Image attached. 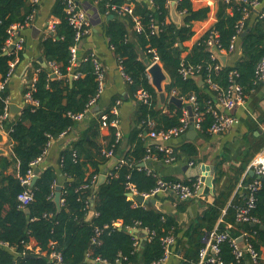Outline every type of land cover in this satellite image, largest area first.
<instances>
[{
	"label": "trees",
	"instance_id": "trees-1",
	"mask_svg": "<svg viewBox=\"0 0 264 264\" xmlns=\"http://www.w3.org/2000/svg\"><path fill=\"white\" fill-rule=\"evenodd\" d=\"M67 2L56 1L52 8V16L57 21L55 32H48L40 42L43 60L34 66L37 73L33 91V98L39 102V106L28 105L12 120L6 115L8 87L0 90V130L8 134L13 155V161L0 159V242L8 245L0 246V264H102L98 259L107 264H155L164 259L165 250L161 239L168 235L176 238L172 251L179 257L178 264H198L205 238L217 226L219 231L228 232L230 238L247 233L248 241L260 256L257 264H264V229L254 227L251 223H236V209L245 205L250 193L247 186L258 180V176L248 172L242 182L243 188L238 190L228 206L248 160L235 170L229 185L219 190L203 214L187 227L179 224V215L186 210L188 201L178 203L175 213L169 214L156 204L139 205L127 197L129 184L139 194H148L157 187L159 177L156 173L139 167L149 148L152 154L158 153L146 136L150 132L147 122L154 120L157 131H166L179 127L183 115V107L179 108L169 102L162 109L158 108V93L147 71L148 61L153 59L149 50H156L170 77V83L165 86L168 97H172L173 90L184 99L193 95L196 97L197 110L204 114L201 134L209 137V129L214 122L209 102L214 100L218 92L211 90L208 77L220 90H226L230 86V73L237 71L236 82L243 88L245 99L252 97L260 88L256 68L264 58V9L252 12L240 35L236 48L241 42V57L216 69L220 61L212 58L211 50L205 43L209 33L183 57L187 50L185 43L194 35V23L207 19L210 12L208 7L195 10L192 0H177V11L183 15L182 25L178 27L169 21L170 0H92L96 2L99 13L108 17L104 26L105 36L117 62L130 78V95L135 100L137 92L145 90L151 94L153 102L151 105L137 102L136 127L130 133V149L123 155L126 163L118 162L96 193L95 184L101 168L110 160L106 153L113 151L116 155L120 147V142H116L114 128H110V136L105 145L100 141L101 116L106 113L112 119L110 112L118 101L116 99L103 113L95 116L83 134L61 153L60 170L65 177L61 211H57L54 202L58 173L53 167L40 171L32 188V202L26 208L21 206L19 195L27 190L21 178L26 176L31 163L44 155L51 139L56 140L62 133H68L77 126L78 122L72 115L88 110L91 101L98 95L99 83L91 57L93 51L81 54L82 47L79 48L78 64L72 65L71 51L76 45V33L65 12ZM129 3L134 4L133 15L119 16L110 10L113 5ZM38 11L39 6L32 0H0V82L7 77L10 64L23 54V50L18 53L14 50L5 55L9 28L13 24H33ZM242 15L243 5L237 2L227 4L219 0L217 22L211 30L220 34V42L229 57L232 55L229 54L232 38ZM133 17L140 19L143 27L141 32L134 30ZM155 28L158 31L153 33ZM182 62L187 66H201L199 76L203 79V85L195 78L183 79L180 74ZM50 63L57 64L60 76L53 74ZM76 75L79 77L75 78ZM263 147L264 139L253 144L249 154L252 152L254 155ZM198 152L196 144L188 142L174 149L173 155L177 159L180 155L195 159ZM157 156L160 160L167 157L165 153ZM13 162L19 164L18 177L6 173ZM222 175L220 172L215 179V187L220 183ZM185 183L196 185L197 179ZM83 186L87 188L83 189ZM255 195L256 204L251 215L264 222V181ZM167 197L174 200L172 195ZM161 199V195L155 196V200ZM92 200L96 214L88 221ZM27 208L29 214L26 213ZM221 218L223 220L219 223ZM117 222H121L122 226H114ZM136 223H141V227L155 233L151 241L143 240L138 232L131 234L127 230ZM228 224H232L233 228L228 229ZM138 237L142 241L139 250L136 248ZM31 240L36 242V246L28 250L27 244ZM53 254L60 255L62 260L53 258ZM219 258L227 264L235 262L234 250L229 241L221 244ZM241 264L254 263L247 256Z\"/></svg>",
	"mask_w": 264,
	"mask_h": 264
},
{
	"label": "crops",
	"instance_id": "crops-1",
	"mask_svg": "<svg viewBox=\"0 0 264 264\" xmlns=\"http://www.w3.org/2000/svg\"><path fill=\"white\" fill-rule=\"evenodd\" d=\"M56 1L57 0H42L36 20L31 26L25 28L21 32V35L25 39V47L22 57H19V62L16 65L15 71L12 74L10 82L7 86L9 91L7 117L9 115L10 104H15L18 108H21L19 113L14 114L11 117L12 120L18 117L25 110L24 108L26 105L28 106L25 101V95L29 86L36 78L37 70L34 66L37 63H40V59H42V54L39 47L40 42L48 33L49 22L56 21L52 16V8ZM75 2L80 8L87 11L91 30L90 34L81 42L82 48L80 47V53L83 54L85 51L92 50L98 54L99 59L105 68L106 82L105 89L100 97L99 103L93 106L89 113L86 114L85 118L78 122L77 126H75L70 132H68L63 137L53 140L48 153L38 166L40 171L48 167H53L58 173V182L56 186L61 187L65 181V177L62 175L60 170V157L62 151L74 141H76L87 129L91 120L101 112L103 113L114 99L118 100L114 107L118 109V119L122 133V139L120 141V147L116 155L111 157L109 162L101 168V173L97 178L95 186L97 185L101 176H106L108 178L114 166L130 149V133L135 129L137 123V102L129 93L128 83L123 77L121 67L117 62L112 49L110 48L108 39L105 36L104 26L108 17L105 18L99 13L96 2H92V0H75ZM192 2L195 10L208 7L210 12L207 19L194 23V35L189 41L185 43L187 50L183 53V57H186L191 52L197 42L217 22L219 0H192ZM263 9L264 0H262V4L260 8L257 9V11L260 12V10ZM181 16L183 17V15ZM169 21L173 22L171 15L169 16ZM241 53L242 50L240 42L232 55L227 57V64L230 61L235 62L238 60L241 57ZM260 83L261 85L259 90L253 93L254 96L252 95V97H248L243 106L233 110L232 114L239 119L238 125L234 126L223 134H210L209 137L203 136L201 131H196L197 133L195 136L189 135L191 133L189 128L185 136L168 142V145L174 149H177L182 144L188 142L196 144L199 152L195 159L180 155L178 159L176 158L175 161L171 163H168L163 159H159L148 164V168L154 171L158 177L163 179H174L183 182L194 179L201 180L202 177L209 175V172L211 171L210 169L212 167L215 168L213 190L206 187L204 190V196L189 201L187 200L188 202L186 210L179 215V224L182 227L189 226L203 214L208 204L213 202L212 198L218 195L219 190L224 188L226 185H229L231 176L234 175L235 170L241 168L243 162L248 160L244 168L245 170L243 171L244 173L236 183L234 193L228 203V206L231 205V202L235 194L238 192L244 177L249 172L252 162L264 150L263 147L261 150L255 152L254 155H252V152L249 154L251 146L253 144H258L260 140L264 139V81H261ZM96 106L100 107V112L93 113L92 110ZM0 133L4 135V143L0 144V149H4L6 151V153L0 156V159L7 158L9 161H13V155L8 143V134L5 131H0ZM109 136L110 128L101 127L100 141L103 145L107 143ZM150 142L151 141H149V144ZM220 172H222L223 175L221 177L220 183L215 187V179L219 177ZM6 173L8 175L18 177L19 164L13 162L12 165L8 167ZM206 191H208V194H206ZM161 198L162 199L160 201L156 200L155 204L162 211L169 214L175 213L177 204L182 202L177 200L174 196V200L167 199V195H161ZM94 217L95 214L92 219ZM222 220L223 219L221 218L219 223L222 222ZM30 246L35 247L36 242L31 240ZM178 263L179 257L173 254L164 264Z\"/></svg>",
	"mask_w": 264,
	"mask_h": 264
},
{
	"label": "built area",
	"instance_id": "built-area-1",
	"mask_svg": "<svg viewBox=\"0 0 264 264\" xmlns=\"http://www.w3.org/2000/svg\"><path fill=\"white\" fill-rule=\"evenodd\" d=\"M34 4L37 6H40L42 0H32ZM175 1L177 3V0H170L169 5L171 2ZM227 4H230L232 2H237L241 5H243V15L242 18L239 20L237 24V30L236 34L232 38L231 46L229 49V54L233 53L236 49V45L240 39V35L245 30L246 23L250 19L251 14L254 10H257L260 8L262 4V0H224ZM110 10L116 12L119 16H125L127 14L133 15L134 10V4H124L122 6H111ZM65 12L67 14L68 22L69 24L74 28L76 33V45L72 48V65L75 66L78 64V50H79V44L82 42V40L87 37L91 30H90V23H89V16L85 9H82L79 7V5L75 2V0H68L67 7L65 8ZM181 14V13H180ZM182 15V14H181ZM264 15V13H263ZM32 19L34 16L31 17ZM135 26L134 30L136 32H141L143 27L141 24V21L138 17H133ZM56 24V21L49 22L48 25V32L54 33L55 29L54 26ZM31 22H27L26 24H13L9 30V38L7 40V46H6V52L9 51V48L11 46H14V50L18 53L21 50H24L25 47V39L21 35V32L31 26ZM158 29H154L153 33L157 32ZM207 33H209L208 38L205 40V43L207 44L208 48L211 50L212 58L214 60L218 59V55H224L228 57V54L222 47V44L220 42V34L215 30H209ZM206 33V34H207ZM201 43V39L197 42V44ZM13 50V51H14ZM12 53L9 52V54ZM149 53L152 54L153 59L148 61V67L147 71L152 68L157 63H161L160 56L156 52L155 49H150ZM91 57L93 58L94 64H95V71L97 75V81L99 83V89H98V95L97 98L92 100L90 103V106L88 110H86L82 114L72 115V118L80 122L82 121L86 114L89 113L90 109L96 105L97 99H99L104 92L105 89V82H106V72L105 68L102 64V62L99 59V56L96 52H92ZM19 62V56L10 64V71L7 75V77L0 82V90H4L9 82L12 74L15 71V67ZM50 68L52 69V72L55 76H60V72L58 69L57 64L50 63ZM221 65H217L216 69H220ZM123 77L125 78L126 82H130V78L123 72L121 68ZM201 71V66H187L184 62L181 64L180 68V74L183 77L184 80H188L191 78H195L199 76V73ZM256 75L258 78V82L264 81V58L261 60V62L258 64L256 68ZM148 76L150 78V74L148 73ZM238 76L237 71H232L230 73V86L226 90H220L217 84H215L210 77H208V83L210 84V88L213 91H217V96L214 97L213 101H210L209 105V111L212 113L214 122L212 126L209 129L210 134L212 135H220L234 126L239 124V119L235 117L232 112L234 109L243 106L245 104V96L243 93V88L236 82V77ZM79 76L76 75L75 78H78ZM35 82L36 78L33 80L31 85L29 86L26 95H25V101L28 105L32 106H39V102L33 98V91L35 90ZM177 91L173 90L172 96H175L177 98L182 99L183 101V115L181 117V125L179 127L172 128L170 130H161L157 131L156 129V122L154 120H149L147 122V127L150 130L146 134V136L149 138V141H161L162 144L160 145H154L157 148L158 153L152 154L151 149H148V154L144 159V164L146 165L143 168L149 169L148 164L152 161L159 160L158 154L165 153L167 157L164 159L166 162L171 163L175 161V157L173 155L174 148L168 145V142L182 138L185 136L191 125H194V128L196 131H201L202 129V123L204 121V114L200 113L197 110V103H196V97L193 95L188 99L181 98L177 95ZM136 102H141L144 104L151 105L153 102L152 96L150 93H148L145 90H139L136 94ZM193 105V112H194V121L191 122L190 112L187 108L189 105ZM111 115L112 119H110V115L103 113L101 116V122L102 127L104 128H114L116 130V142H120L122 139V133L120 130V124L118 119V109L116 107H113L111 109ZM7 115V114H6ZM1 131V130H0ZM67 134V132H64L60 135V137H63ZM54 139H51L48 143L44 155L35 160L31 163L30 169L27 172L26 176L21 178V183L27 187V190L24 191L22 194L19 195V201L21 202V206L23 208H26L28 206L33 198L34 194L32 191V182L35 178V170L40 165L41 161L45 157V155L48 153V150L52 144ZM107 157L111 158L114 156V152L110 151L106 153ZM120 164L126 163L125 159H121ZM142 168V167H140ZM253 171L254 175L258 176V180L253 182L252 184L247 186L248 191H250L248 200L245 203L244 206L237 207L236 209V223L237 224H243V223H251L255 224L256 226L264 227V222H261L259 219L255 218L251 215L252 210L255 208L256 204V192L261 187V182L264 179V150L261 152V154L252 162L249 172ZM202 186V181L199 179L197 180L196 185H189L186 184L183 181H166L165 179L159 177L157 187L152 190L148 194H139L138 191L135 189V187L131 184L127 186L128 193L127 194H133V195H143L145 199H155V196L159 195H172L179 201H189L195 198H201L204 196V193H200ZM243 184H241L240 188ZM83 189H86L87 186H83ZM131 201H134L136 204L139 205H146V204H140L138 203L134 198L128 197ZM96 214V213H95ZM116 227H121L122 223L117 222L114 224ZM105 228H108V226H105ZM233 228L232 224H228V229ZM127 230L131 234H135L138 232L143 240H149L151 241L153 237L155 236V233L151 231L149 228L141 227V223H136L135 226L127 228ZM245 238L246 242V248H243L239 245L238 241L240 238ZM139 238V237H138ZM249 235L247 233H243L240 237L236 238H230V234L228 232H221L218 229V226L215 227V229L208 235L206 238L205 246L200 250L199 253V263L198 264H227L223 260L219 258V254L221 252V244L225 241H229L231 243V246L234 250L235 255V262L229 263V264H241L242 260H244L245 257L249 256L250 259L254 264H257L260 260L259 253L256 251L254 245L248 241ZM162 244L165 250V256L164 259L160 262H157L155 264H164L166 263L170 257L174 254L172 251L173 246L176 243V238L173 235H168L163 237ZM141 238L138 239L136 243V248L139 250L141 246ZM0 246H8L5 243L0 242ZM28 250H33L34 247L30 246V243L27 244ZM53 258H57L59 261L62 260L60 255L53 254ZM99 262L102 264H107L106 262H103L101 259H98Z\"/></svg>",
	"mask_w": 264,
	"mask_h": 264
},
{
	"label": "water",
	"instance_id": "water-1",
	"mask_svg": "<svg viewBox=\"0 0 264 264\" xmlns=\"http://www.w3.org/2000/svg\"><path fill=\"white\" fill-rule=\"evenodd\" d=\"M170 15L171 18L173 20V23H175L178 27H180L182 25V20L183 17L179 14V12L177 11V3L175 1L171 2L170 4ZM35 30V29H34ZM38 31V30H37ZM82 46V43L79 44V48ZM14 50V46H11L9 48V51L5 53V55H7V53L11 52ZM217 56H218V60L220 61V65L221 67H225L227 65V61L228 58L227 56H222V55H218V53L216 52ZM42 60V59H40ZM148 73L150 74V79L152 82L153 87L156 89L157 93H158V98H159V102H158V108L162 109L165 104L167 102L174 104L175 106L182 108L183 107V101L180 98H177L175 96L172 97H168L166 91H165V86L167 84L170 83V77L167 74V72L164 69V66L162 63H157L154 66H152V68H150V70L148 71ZM196 80L198 81V83L200 85H203V79L201 76L196 77ZM27 108V105L25 106L24 109ZM189 112H190V117H191V122L194 121V112H193V105H189L187 106ZM21 111V108H18L15 104H10L9 106V115L8 117L10 119H12L11 117L14 114H17ZM93 113H97L100 112V107L96 106L95 108H93L92 110ZM190 134L189 135H196V130L194 128V125H191L190 127ZM4 143V135L2 133H0V144ZM150 144L152 145H161L162 142L161 141H151ZM6 153V151L4 149H0V156L2 154ZM146 165L144 163L140 164L139 167H145ZM210 169V168H209ZM211 171L209 172L208 176H204L201 178L202 181V186H201V191L200 193H204V190L206 187L210 188L211 190H213L214 187V176H215V168L212 167L210 169ZM39 173H40V168L37 167L35 170V178L33 179L32 182V187L35 186L38 178H39ZM250 174L252 176H254V172L251 171ZM107 177L106 176H101V178L99 179L97 185L95 186V193L97 192V190L99 189V187L106 181ZM264 181V179H263ZM55 196H54V202L56 204L57 207V211L60 212L62 209V187L61 186H56L55 188ZM127 197H132L134 198L138 203L140 204H149V203H156L155 199H145V197L143 195H133V194H127ZM92 206V210L87 218L88 221H90L92 219V217L95 214L94 211V200H92L91 203ZM30 210L27 208L26 209V213L29 214ZM254 227L256 226L255 224H252ZM262 229H264V227H261ZM239 245L243 248H246V242H245V238H240V240L238 241Z\"/></svg>",
	"mask_w": 264,
	"mask_h": 264
}]
</instances>
